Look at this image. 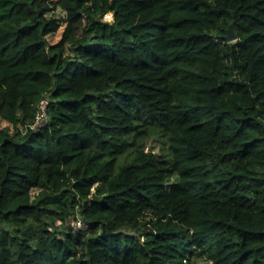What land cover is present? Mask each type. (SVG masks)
Masks as SVG:
<instances>
[{"label":"trees","instance_id":"1","mask_svg":"<svg viewBox=\"0 0 264 264\" xmlns=\"http://www.w3.org/2000/svg\"><path fill=\"white\" fill-rule=\"evenodd\" d=\"M198 261L264 264V0H0V264Z\"/></svg>","mask_w":264,"mask_h":264},{"label":"built area","instance_id":"2","mask_svg":"<svg viewBox=\"0 0 264 264\" xmlns=\"http://www.w3.org/2000/svg\"><path fill=\"white\" fill-rule=\"evenodd\" d=\"M49 103H50V98L48 95L43 96L37 101V103L35 104L34 121L32 124L29 125L28 127L29 130L38 131L47 126L49 121V116H48ZM72 225L75 231H81L87 229V225L80 217H77L73 221Z\"/></svg>","mask_w":264,"mask_h":264},{"label":"rangeland","instance_id":"3","mask_svg":"<svg viewBox=\"0 0 264 264\" xmlns=\"http://www.w3.org/2000/svg\"><path fill=\"white\" fill-rule=\"evenodd\" d=\"M105 19L111 20L112 19V14L111 15H106ZM234 40H232L233 42ZM145 144V152H153L156 154H160L161 149L163 148V143L162 140L154 136L152 139L147 140L144 142ZM35 194V191L31 192V196ZM183 264H188V262H184ZM197 264H208L207 261H198Z\"/></svg>","mask_w":264,"mask_h":264},{"label":"water","instance_id":"4","mask_svg":"<svg viewBox=\"0 0 264 264\" xmlns=\"http://www.w3.org/2000/svg\"><path fill=\"white\" fill-rule=\"evenodd\" d=\"M236 39V33L234 30V22L231 23L226 30V35L224 36V40L227 42H232V40Z\"/></svg>","mask_w":264,"mask_h":264}]
</instances>
